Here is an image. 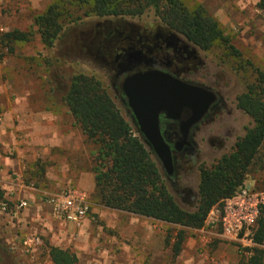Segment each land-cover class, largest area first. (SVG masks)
<instances>
[{
	"label": "rangeland",
	"instance_id": "374dc122",
	"mask_svg": "<svg viewBox=\"0 0 264 264\" xmlns=\"http://www.w3.org/2000/svg\"><path fill=\"white\" fill-rule=\"evenodd\" d=\"M54 1L0 0V40L4 34L13 31L30 35L28 42L13 43L8 48L0 42V126L4 123V116L9 114L13 129L18 128L21 122L20 115L27 109L50 112L54 115L59 113L62 115L63 127L69 124L70 118L60 105V99L68 79L73 74L92 76L102 82L122 116L127 119L119 94L112 86L114 68L103 57L111 56L113 48L122 45L119 42L120 34L132 37H136L137 34H151L153 37L162 32L173 34L187 47L186 55L190 58L188 64H183L186 68L180 73L182 78L215 92L223 103L222 108L196 130L192 137L195 152L177 158L175 176L171 178L174 184L169 186L171 194L182 208L192 210L197 198L199 166L201 164L210 166L223 154L229 153L235 141L244 135L245 128L251 123L250 118L236 106V98L245 91L246 82L254 79L251 68L247 66L237 74L235 72L237 62L233 58L225 57L222 49L201 51L183 36L170 31L153 11H145L140 16L123 19L88 18L66 29L56 43L55 50L49 52L40 42L34 18ZM180 1L188 8L199 4L205 9L201 0ZM259 3L260 0H249L245 6L239 8L237 0H211L212 12H216L218 16L214 17L207 9L205 10L232 38L231 44L241 53L243 60L264 73V9L258 8ZM235 16L243 20L238 23ZM56 60L61 63L56 64ZM71 130L82 146L80 132L73 127ZM17 131L14 134L16 141L20 143V147H24L26 140ZM15 154L8 156L18 163ZM81 154L80 161L84 165L82 169L90 173L86 151ZM60 155L62 157L61 153L57 154L55 146L50 148L45 157L34 160L21 159L22 161L19 159L22 176L11 175V171L7 172V176L11 182L19 184L24 193L18 194L17 187L10 192L9 189L2 187L3 184L0 185L2 193L0 203L8 205L6 212L0 210V257L4 264H51L47 254L48 248L57 246L75 253L78 264H142L136 254H139L140 248L135 245V236L139 235L138 227L159 226L161 222L134 217L124 212L118 213L120 211L113 212L115 210L106 211L110 212V217H103L100 212L90 213L94 205L103 210L105 208L98 202L95 183L92 196L82 195L88 205L89 222L84 227L76 228L68 238L62 239L57 235V230L64 232L66 228L64 224L57 225L59 221L54 219L48 210L43 209L45 196L57 195L67 188L76 189L68 182L75 174V170L72 169L70 172L67 168L63 171L57 166V156ZM64 155L69 157V153ZM259 157L264 163V145ZM259 165L255 172L247 177L246 185L257 195L258 200H262L264 171L259 169ZM20 202H25L26 207L16 211L15 208ZM219 212L221 213L222 209L217 208V212L207 217L201 229L204 232L202 236L207 238L201 240L200 250L203 249L209 256L223 250L228 257L227 249L236 254L237 244L222 237V228L216 221ZM34 214L37 217H34ZM5 216L12 224L3 221ZM12 217L14 220L17 219L18 225L19 220L25 218L23 222L26 229L22 232L15 229L6 234L4 230L8 226H16ZM172 230L168 227V232ZM187 234L189 237L184 249L189 239L199 242L198 230L187 231ZM23 237L27 238L23 240ZM35 238L38 239L37 243L30 241ZM27 240L30 241L29 247L24 246ZM32 248L36 249L33 254ZM259 248L264 252V243ZM210 258L212 257H209L210 262L207 264L246 263L244 260L246 257L243 255L238 256L234 263L224 261V258L219 260Z\"/></svg>",
	"mask_w": 264,
	"mask_h": 264
},
{
	"label": "trees",
	"instance_id": "16d2710c",
	"mask_svg": "<svg viewBox=\"0 0 264 264\" xmlns=\"http://www.w3.org/2000/svg\"><path fill=\"white\" fill-rule=\"evenodd\" d=\"M258 8L264 9V0H260ZM145 11H153L170 31L201 51L222 49L225 57L237 62V74L247 66L254 74V79L246 82L245 91L236 98L237 108L251 123L229 153L210 166H199L197 198L192 210L177 203L169 189L174 185L172 179L164 174L156 156L145 146L127 110L128 120L102 82L83 74H73L68 79L60 105L70 118V126L77 128L82 137L99 204L177 229L174 237L172 231L166 239V245L174 239L172 251L177 255L187 231L202 229L211 210L222 209L223 202L235 195L258 164L264 171L259 157L264 145V73L243 60L231 44L232 38L201 5L188 8L180 0H55L34 18V26L41 44L51 52L66 29L88 18L123 19L140 16ZM29 37L13 31L4 34L0 42L8 48L13 43L28 42ZM253 240L257 247L245 264H264V252L259 248L264 243V203L259 207ZM48 257L52 264H77L69 250L57 247L49 249ZM0 264H4L2 257Z\"/></svg>",
	"mask_w": 264,
	"mask_h": 264
},
{
	"label": "crops",
	"instance_id": "0c3cea01",
	"mask_svg": "<svg viewBox=\"0 0 264 264\" xmlns=\"http://www.w3.org/2000/svg\"><path fill=\"white\" fill-rule=\"evenodd\" d=\"M200 2L201 4H203L205 9H207L210 12L211 15H213L214 17L218 16L216 12L215 13L212 12L211 9L212 7L210 6L211 0H201ZM247 2H249V0H237V5L240 8L242 6H245ZM242 20L243 19H241L240 17L238 18L237 16H235V21H238V23L239 21ZM22 104H24V102ZM22 112L23 113L20 115L21 122L18 125V128L13 129L12 124L10 122L11 120L9 118L10 117L9 114L4 116V123L3 125L0 126V169H1L0 185L3 184L2 187L4 189L5 188L9 189V191L14 189L16 190L17 187L18 194H20L21 192L24 193L25 191L20 187L19 184H14V182H11V180L7 176V172L11 171V175H16L18 177L22 176L23 172H21V168H20L21 159L34 160L36 158L45 157V155L48 154L50 148L57 146V154L59 153L62 154V157L61 155L57 156V166H59V168H61V170L63 171L67 168H69L70 172L72 169L75 170V174H73L70 177V180L68 182H70V184H72L76 188L74 190L80 193L81 195L85 194L88 197L92 196V194L94 193V180L90 173L82 169V167L84 168V165L80 161V158L82 156L81 153L84 152L83 146H81L78 143L75 134H73L71 130L72 127L70 126V124H66V126L64 125L63 127L62 115L59 113H57V115L56 114L54 115L50 112L32 111L31 109H27ZM11 113H13V111ZM17 129L20 132L21 137H23L26 140L24 147H20V143L16 141L14 134L16 133L15 131H17ZM15 153L17 154L18 157V163H16L15 160L14 161L11 160L8 156V154H15ZM64 153H69V157L65 156ZM50 197H52V195L45 196V200H44L45 204L43 205L44 206L43 209L48 210L52 214L51 208L47 202V200ZM33 206H37V205H33ZM94 206L95 207L93 209L91 208L90 213L100 212L103 217L111 216L110 212H106V211H113V210L104 208L105 210L104 211L103 208L98 207L96 205ZM113 212H117V211H113ZM33 216L37 217L36 214H34ZM52 217L54 218L53 214ZM11 219L14 220L13 217ZM9 220L10 219H8V217L6 216L3 219L4 222L6 221L8 224H12ZM24 220L25 218H21L19 220V225L17 219L14 220L13 224H16V226L14 227L13 225H10L4 230V232L6 234H10L11 230L14 231L15 229L18 232L24 231L26 229L25 222H23ZM57 221L62 222L60 220ZM59 222H57V225L64 224L65 226L64 228L66 229L64 230V232H62L61 230H57V235H60V238L62 239L70 237V234L76 228L70 224H66L64 222L59 223ZM88 222H89V218L87 217L86 220L81 225V227H84ZM168 227L170 230L173 229L172 230L173 232L172 231L168 232ZM138 228L139 230L137 232L139 233V235L135 236V240H136L135 245H137L140 248L139 254L138 253L136 254L137 257L140 258V262L142 264L144 263L145 264H207V262H210L209 257H212L217 260H219L220 258L222 259L224 258L223 259L224 261L226 260L228 262L234 263L238 256L240 257V255L241 256L243 255L238 251V245H237L236 254L231 249L225 248L228 250L227 251L229 254L228 257H226V254L223 252V250L222 252H219L220 251L219 250L216 253V255L213 254L212 256H209L203 249L200 250V248H202L201 240H205V238H207L205 236H202L204 235V232L201 229L198 230V233L201 234V236L198 234L197 237L199 242L196 243L189 239L184 249V244L189 237V234H186L185 240L180 248L179 253L177 255H174L172 251L174 239H171L169 245H166V239L168 236L167 234H171V232H172V236L174 237V235L177 232L176 231L177 229L164 223H160L159 226L158 225L140 226ZM25 238L27 237H23V240ZM10 241H12V239ZM28 243H30L29 240H27L24 246L26 247ZM199 243H201V245H199ZM220 247L222 246L220 245ZM50 248H48V251ZM57 248L65 250L62 246H57ZM252 250L248 251L250 256L252 255ZM32 251L33 254L34 252H36V249L34 250L32 248ZM202 252L203 254H201ZM72 254L77 259L75 253ZM248 258L249 257H246L244 258V260H247ZM129 261H130V257H129ZM77 264H78V260H77Z\"/></svg>",
	"mask_w": 264,
	"mask_h": 264
},
{
	"label": "water",
	"instance_id": "95a60500",
	"mask_svg": "<svg viewBox=\"0 0 264 264\" xmlns=\"http://www.w3.org/2000/svg\"><path fill=\"white\" fill-rule=\"evenodd\" d=\"M121 91L139 136L156 156L163 172L171 177L172 152L190 146V130L207 115L216 96L204 87L154 71L127 77ZM160 117L179 125L180 141L172 147L160 131Z\"/></svg>",
	"mask_w": 264,
	"mask_h": 264
},
{
	"label": "flooded vegetation",
	"instance_id": "af4514ba",
	"mask_svg": "<svg viewBox=\"0 0 264 264\" xmlns=\"http://www.w3.org/2000/svg\"><path fill=\"white\" fill-rule=\"evenodd\" d=\"M119 38V42L122 45L113 48L111 56L103 58L114 68L112 86L116 92H118L124 110H127L126 112L129 114V118L132 121L131 111L126 106L127 100L121 91L123 81L127 77L135 74L154 71L168 74L175 79L187 82L182 78L180 73L185 70L186 67H184L183 64H188L190 58L186 55L187 47L181 44L182 42L173 34L162 32L153 37L151 34H137L136 37L123 36L120 34ZM194 59L195 58H193V60ZM208 90L216 96V102L212 105L202 121L194 129L190 130V146H184L180 152H172L174 158L173 175L171 177L166 175L169 178H174L175 176L177 158L189 156L195 152L192 137L196 130L199 129L201 124L212 118L215 112L220 110L223 106L220 97L210 89ZM160 131L164 134L171 147L180 141L179 125L177 122L160 117Z\"/></svg>",
	"mask_w": 264,
	"mask_h": 264
},
{
	"label": "built area",
	"instance_id": "2783aa9c",
	"mask_svg": "<svg viewBox=\"0 0 264 264\" xmlns=\"http://www.w3.org/2000/svg\"><path fill=\"white\" fill-rule=\"evenodd\" d=\"M47 202L55 219L75 228H80L87 218L88 205L86 200L74 189L67 188L50 197ZM263 203L264 198L258 200L257 195L249 190L245 181L232 198L223 202L222 212H219V216L216 218L222 228V237L236 243L238 251L245 257H250L248 251L257 247L253 236L259 216V207ZM24 207H26V203L20 202L15 209L17 211ZM0 210L6 212L8 205L0 203ZM214 212H217V208L212 209L208 216L210 217ZM30 241L37 243L38 239L35 238Z\"/></svg>",
	"mask_w": 264,
	"mask_h": 264
}]
</instances>
